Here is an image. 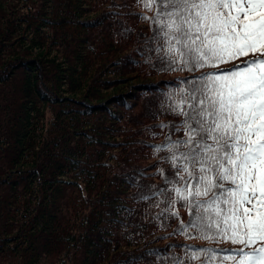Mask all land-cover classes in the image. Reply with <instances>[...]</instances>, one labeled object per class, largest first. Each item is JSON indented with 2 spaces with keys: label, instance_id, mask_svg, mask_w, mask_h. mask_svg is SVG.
I'll list each match as a JSON object with an SVG mask.
<instances>
[{
  "label": "trees",
  "instance_id": "obj_1",
  "mask_svg": "<svg viewBox=\"0 0 264 264\" xmlns=\"http://www.w3.org/2000/svg\"><path fill=\"white\" fill-rule=\"evenodd\" d=\"M151 15L0 0V264H230L233 245L192 238L182 203L154 194L171 187L157 125H179L193 74L162 69Z\"/></svg>",
  "mask_w": 264,
  "mask_h": 264
},
{
  "label": "snow or ice",
  "instance_id": "obj_2",
  "mask_svg": "<svg viewBox=\"0 0 264 264\" xmlns=\"http://www.w3.org/2000/svg\"><path fill=\"white\" fill-rule=\"evenodd\" d=\"M139 2L162 69L193 74L170 105L179 125H157L171 187L154 194L182 203L192 238L233 245L230 264H264V0Z\"/></svg>",
  "mask_w": 264,
  "mask_h": 264
},
{
  "label": "rangeland",
  "instance_id": "obj_3",
  "mask_svg": "<svg viewBox=\"0 0 264 264\" xmlns=\"http://www.w3.org/2000/svg\"><path fill=\"white\" fill-rule=\"evenodd\" d=\"M130 3L133 5V7L134 8H138V9H141V10H146L143 6H142V4L139 2V0H130ZM149 12H152V11H149ZM142 108H143V106H138L137 107V109L135 110V112L136 113H138L140 110H142ZM48 118H50L51 117V115L50 114H48ZM149 122H151V123H153L154 121L153 120H151V119H146L145 120V123L146 124H148ZM157 129H161L160 127H157ZM155 135V133H154V131L153 130H146V132H144L143 133V135H142V137H148V136H154ZM142 145V144H141ZM143 146V145H142ZM126 148H127V150H129L130 152V154H131V157H130V159H129V162H134V160H133V154H135V153H133L132 151H134L135 149H137L138 147H136V148H132V147H130V146H126ZM145 152L147 153L148 152V150H145ZM137 153V152H136ZM138 154L140 155V154H142V152L140 151V152H138ZM137 154V155H138ZM138 155V156H139ZM137 161H139V157L137 158ZM115 162V161H114ZM147 162V161H146ZM116 163V162H115ZM117 164V163H116ZM115 164V165H116ZM121 164H125V163H121ZM115 167V166H114ZM180 253H182V251H179Z\"/></svg>",
  "mask_w": 264,
  "mask_h": 264
}]
</instances>
